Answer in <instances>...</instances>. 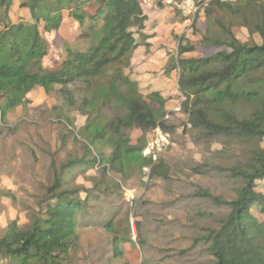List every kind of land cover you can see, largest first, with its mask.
<instances>
[{"label": "trees", "instance_id": "obj_1", "mask_svg": "<svg viewBox=\"0 0 264 264\" xmlns=\"http://www.w3.org/2000/svg\"><path fill=\"white\" fill-rule=\"evenodd\" d=\"M194 2L203 12L205 29H193L199 35L196 42L185 33L174 35L176 55L169 54L163 72L177 70L181 100L176 112L186 117L184 131L192 142L208 152L192 171L229 178L231 193L227 198L205 188L194 193L217 212H197L206 224L196 226L190 246L180 253L205 257L210 264H264V0ZM12 4L0 0V129L10 111L29 102L35 87L45 93L56 90L85 123L74 133L82 154L52 174L45 197L27 213L25 224L13 220L6 226L0 264H75L78 230L85 226L112 233L111 259L121 258L124 242L115 231L114 216L122 195L110 172L125 177L131 168L150 166L149 178L169 180L164 160L154 163L141 153L156 127L169 133L174 129L163 119L166 99L158 91H143L131 69L136 47L150 46L147 16L139 0H21L19 7L29 18L12 22ZM64 13L81 29L76 37L83 47L64 43L56 62L46 66L49 45L40 27L47 33L58 30ZM234 26L246 28L249 39L239 40ZM198 46L211 52L192 55ZM134 128L141 131L135 144L129 135ZM213 144L221 148L211 149ZM104 146L110 149L108 156ZM85 168L95 169L100 181L90 189L72 187ZM137 229L141 242L139 223Z\"/></svg>", "mask_w": 264, "mask_h": 264}, {"label": "rangeland", "instance_id": "obj_2", "mask_svg": "<svg viewBox=\"0 0 264 264\" xmlns=\"http://www.w3.org/2000/svg\"><path fill=\"white\" fill-rule=\"evenodd\" d=\"M20 1L13 0L9 12L12 22L29 18L28 11L19 7ZM139 1L144 13L153 17L148 25L151 26L153 20L159 21L160 26L154 25L162 33L159 37L167 33L159 42L165 44L170 55H176L174 35L185 33L192 42H196L199 39L196 33L205 29L206 20L195 2V13L187 15L178 6L180 0H171V4H166V0ZM165 6H170L166 12L161 10ZM196 13V26L192 27ZM168 18L172 19L171 24L165 22ZM40 31L49 45L48 54L43 59L46 66L51 67L56 62L58 53L63 52L64 43L83 47V41L76 37L81 29L66 13L58 30L47 33L40 27ZM233 32L241 41L249 39L244 27L234 26ZM253 40L258 42L259 37L253 35ZM210 52L211 49L198 46L191 54L202 56ZM129 74L131 76V72ZM28 99L26 105L7 114L6 124L0 129V236L10 221L25 224L27 213L37 210L39 201L45 197L52 174L62 163L82 154V146L74 133L84 125L85 117L67 107L56 90L45 93L42 88L35 87L28 94ZM175 100L172 109L180 105L181 97L176 95ZM174 112L168 113V118L163 117L174 125V129L169 133L159 127L163 140L159 150L155 147L158 150L156 161L152 160L154 163L159 159L165 161L168 181L161 176L149 178L150 166L141 170L131 168L125 177L110 172L112 179L119 182L122 195L120 210L114 216L115 231L124 242L122 257L111 259L109 243L112 233L96 226H85L78 230L79 249L74 253L75 264H210L205 257L180 252L190 246L196 226L206 224L207 218L197 217V212H217L211 203L194 196V193L205 188L214 195L227 198L231 193L228 187L230 179L192 171V165L201 163L208 152L203 145L194 144L191 134L184 131L188 127L185 125L186 117ZM129 135L135 144L141 131L134 128ZM157 138L154 129L148 134L147 142ZM220 148L219 144L211 147ZM102 152L108 156L110 149L104 146ZM96 181H100L99 173L85 168L74 178L71 186L90 189ZM5 192H9L11 197L4 196ZM79 195L84 198L86 191L81 190ZM137 223L141 228V242L138 240Z\"/></svg>", "mask_w": 264, "mask_h": 264}, {"label": "crops", "instance_id": "obj_3", "mask_svg": "<svg viewBox=\"0 0 264 264\" xmlns=\"http://www.w3.org/2000/svg\"><path fill=\"white\" fill-rule=\"evenodd\" d=\"M169 8L170 6H165L161 10L166 12ZM146 16L145 33L148 34L146 42H148L150 46L148 48L143 45L136 47L131 57V69L133 70V77L138 81L143 91H158L161 96L166 99L165 109L169 112L173 108L171 107L172 104L176 101V95L179 96L177 90L178 72L177 70H173L167 74L163 72L169 54L165 44H161L159 39L163 38L164 40L167 33L165 36L159 37L162 33L157 31L154 25L160 26V22L158 21V23H156L155 20H153L151 26H149V19L153 17L149 14H146ZM167 20L168 21L165 22H168V24L172 23V19L168 18ZM163 43H165V41H163ZM168 51L172 52V50Z\"/></svg>", "mask_w": 264, "mask_h": 264}, {"label": "built area", "instance_id": "obj_4", "mask_svg": "<svg viewBox=\"0 0 264 264\" xmlns=\"http://www.w3.org/2000/svg\"><path fill=\"white\" fill-rule=\"evenodd\" d=\"M165 2H166V4H171V0H166ZM178 6L182 10V12L184 14H187V15H191V14L195 13V11H196L194 0H180ZM179 107H180V105H177L172 110L178 111ZM164 118H168V112L165 114ZM155 133L157 134L158 138L154 141L148 140V142L146 143V145L143 147V149L141 151V153L144 157H150L153 161H156V159H157L158 150L160 148V142L163 140V138H162L163 134H162V131L159 127L155 128ZM155 147L158 150H155Z\"/></svg>", "mask_w": 264, "mask_h": 264}]
</instances>
